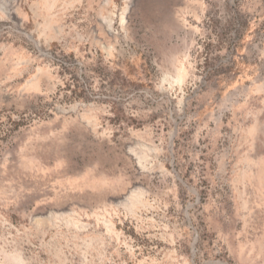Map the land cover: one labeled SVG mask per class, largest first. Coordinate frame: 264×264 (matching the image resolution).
Instances as JSON below:
<instances>
[{
  "label": "rangeland",
  "instance_id": "1",
  "mask_svg": "<svg viewBox=\"0 0 264 264\" xmlns=\"http://www.w3.org/2000/svg\"><path fill=\"white\" fill-rule=\"evenodd\" d=\"M0 264H264V0H0Z\"/></svg>",
  "mask_w": 264,
  "mask_h": 264
}]
</instances>
